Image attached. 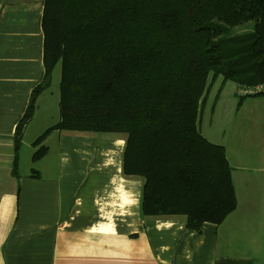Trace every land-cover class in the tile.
<instances>
[{
	"label": "trees",
	"instance_id": "obj_1",
	"mask_svg": "<svg viewBox=\"0 0 264 264\" xmlns=\"http://www.w3.org/2000/svg\"><path fill=\"white\" fill-rule=\"evenodd\" d=\"M41 28L45 72L15 127L14 164L59 65L58 120L34 145L52 130L124 133L122 173L142 178L143 216L222 223L236 207L231 170L198 120L218 79L216 98L226 81L262 87L237 105L264 96V0H44Z\"/></svg>",
	"mask_w": 264,
	"mask_h": 264
},
{
	"label": "crops",
	"instance_id": "obj_2",
	"mask_svg": "<svg viewBox=\"0 0 264 264\" xmlns=\"http://www.w3.org/2000/svg\"><path fill=\"white\" fill-rule=\"evenodd\" d=\"M43 4L0 0V264H264V96L240 113L235 165L223 145L236 207L199 231L183 216L141 214L142 178L122 173L124 133L52 130L34 145L58 120V93L50 115L38 101L50 85L14 164L15 127L45 72Z\"/></svg>",
	"mask_w": 264,
	"mask_h": 264
},
{
	"label": "rangeland",
	"instance_id": "obj_3",
	"mask_svg": "<svg viewBox=\"0 0 264 264\" xmlns=\"http://www.w3.org/2000/svg\"><path fill=\"white\" fill-rule=\"evenodd\" d=\"M247 28L251 27V23L245 24ZM59 65L56 66L53 72V80L50 83L49 89L44 96H40L38 101H42V109L44 113H51L54 110L55 101L58 93L57 80L59 78ZM57 77V79H56ZM219 79L216 80L206 97V101L202 106L200 117L198 120V128L202 135L210 138L215 143H219L226 147L227 155L231 165H235L240 155V140L241 131L238 124L240 113L245 111L247 107L259 105L257 97H246L241 110L240 104L237 105L239 94L242 89L234 82L226 81L216 98L217 89L219 87ZM264 99V98H262ZM53 101V104L51 103Z\"/></svg>",
	"mask_w": 264,
	"mask_h": 264
},
{
	"label": "built area",
	"instance_id": "obj_4",
	"mask_svg": "<svg viewBox=\"0 0 264 264\" xmlns=\"http://www.w3.org/2000/svg\"><path fill=\"white\" fill-rule=\"evenodd\" d=\"M260 89H262V87H261V86H259V87H256L255 89L244 90V91H242V93H241V94H248V93H250V92H253V91H258V90H260Z\"/></svg>",
	"mask_w": 264,
	"mask_h": 264
}]
</instances>
